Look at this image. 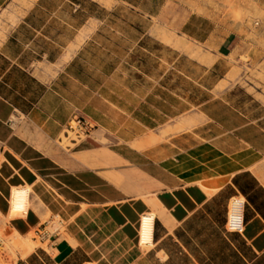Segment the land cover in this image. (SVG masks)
Instances as JSON below:
<instances>
[{
	"label": "crops",
	"instance_id": "crops-1",
	"mask_svg": "<svg viewBox=\"0 0 264 264\" xmlns=\"http://www.w3.org/2000/svg\"><path fill=\"white\" fill-rule=\"evenodd\" d=\"M14 1L0 0V12ZM111 1L108 7L99 0H34L12 18L14 24L0 29L5 35L16 26L0 42V216L21 237L45 232L41 242L47 244L21 262L30 264L35 257L34 264H264V179L254 171L264 161V144L242 133L252 126L256 137H263V118L226 132L244 144L232 150L212 140L190 144L184 135L198 125V117L168 126L166 135L180 132L171 135L168 144L155 145L159 141L153 144L152 137H158L148 136L124 142L118 150L109 146L108 164L98 161L95 167L83 159L102 149L96 144L102 139L110 142L104 127L95 128L92 145L76 153L82 161L56 145L80 111L61 78L65 74L86 86L70 68L99 36L116 6L149 18L164 19L170 13V0ZM239 1L264 36V0ZM185 2L177 0L171 12L184 13ZM212 17L193 12L181 33L208 45L216 56H229L250 28L226 32L230 18ZM198 19L210 20L206 34L196 27ZM179 45L185 49L184 43ZM37 64L48 70H36ZM173 148L177 152L170 156ZM211 182L220 186L210 193L202 184ZM248 183L251 188L244 195L241 188ZM16 193L24 194L25 209L12 217ZM233 198L244 202L239 230L227 225ZM48 213L62 219L67 238L42 227ZM145 214L151 223L148 246L139 242Z\"/></svg>",
	"mask_w": 264,
	"mask_h": 264
},
{
	"label": "rangeland",
	"instance_id": "rangeland-1",
	"mask_svg": "<svg viewBox=\"0 0 264 264\" xmlns=\"http://www.w3.org/2000/svg\"><path fill=\"white\" fill-rule=\"evenodd\" d=\"M33 1L15 0L2 10L0 18L5 20H0V29L14 24L16 18L14 22L12 18L22 14L23 8H29ZM99 1L108 7L114 4L111 0ZM185 1L181 6L185 12L180 14L171 12L176 11L177 0H170V13L164 19L160 15L140 16L126 6H116L99 36L89 42L70 68L71 75L86 86L74 83L65 74L61 78L80 107L55 142L63 153L82 161L76 153L92 145L95 135L92 139L90 135L99 126L107 130L102 129L110 142L102 139L96 143L102 149L90 153L88 160L83 159L89 167L97 166L98 161L108 164L107 148L118 150L133 139L155 136L160 138L155 145L168 144L171 135L180 132L161 136L163 131L188 117L200 118L198 125L184 135L190 144L212 140L229 150L244 144L227 131L258 117L263 118L264 128V36L255 26L257 20L242 10L239 0ZM193 12L230 18L226 32H241L246 27L250 31L229 56H216L208 45L198 44L181 33V25ZM210 25V20L196 22L202 34L208 32ZM15 27L5 35L0 30V42ZM179 42L185 44V49ZM218 60L217 67L211 68ZM45 69L48 70L45 64H37L36 70ZM67 107L65 112L70 111ZM251 127L242 133L264 144V136L259 133L257 138L256 128ZM120 142V146L112 145ZM176 152L173 148L169 155ZM254 171L264 179V161ZM20 215L11 212L12 217ZM42 227L50 234H60V239L67 238L66 225L58 216L48 213ZM38 233L36 230L20 238L0 216V264H19L37 248H47L41 242L45 232Z\"/></svg>",
	"mask_w": 264,
	"mask_h": 264
},
{
	"label": "bare ground",
	"instance_id": "bare-ground-1",
	"mask_svg": "<svg viewBox=\"0 0 264 264\" xmlns=\"http://www.w3.org/2000/svg\"><path fill=\"white\" fill-rule=\"evenodd\" d=\"M164 134H166V132H163V134H161V136ZM159 140H160V138H154L153 139V137H152L153 144ZM202 186L206 191L211 193V192L215 191L220 186V183H215V182L203 183ZM15 200H16V204H15V206L12 205L11 208H12L13 212L15 213V215H18L19 213L24 212V209H25V204L21 207L22 202L24 200V194L18 193V195H16V197H15ZM27 207H28V204H27ZM241 209H242V202L241 201L231 205V222L232 223L233 222L237 223L239 221ZM150 225H151V223H150L149 219L143 220V226H142V230L140 232L142 244H146V243L151 244V229H150L151 226ZM20 238H21V236H20ZM26 246L29 249V251H31L30 246L29 245H26Z\"/></svg>",
	"mask_w": 264,
	"mask_h": 264
},
{
	"label": "built area",
	"instance_id": "built-area-1",
	"mask_svg": "<svg viewBox=\"0 0 264 264\" xmlns=\"http://www.w3.org/2000/svg\"><path fill=\"white\" fill-rule=\"evenodd\" d=\"M83 129V128H81ZM242 202V209H241V214H240V219L237 223H232L231 222V205L234 204V203H238V202ZM243 210H244V202L241 200V199H236V198H233L230 203H229V206H228V219H227V225L230 229L232 230H239L241 227H242V224H243ZM149 214H145L141 217V220H140V226H139V242L142 244L141 242V235H140V231H141V228H142V225H143V219H144V216H147ZM154 227H155V220L153 222V234H154ZM152 239H153V236H152ZM152 243V241H151ZM143 246H148L150 245V243H146V244H142ZM85 264H94L92 262H88V263H85Z\"/></svg>",
	"mask_w": 264,
	"mask_h": 264
},
{
	"label": "trees",
	"instance_id": "trees-1",
	"mask_svg": "<svg viewBox=\"0 0 264 264\" xmlns=\"http://www.w3.org/2000/svg\"><path fill=\"white\" fill-rule=\"evenodd\" d=\"M142 44H144V43H142ZM250 188H251V184L248 183V185L246 186V188H244V187L241 188V191H242V193H243L244 195H248V189H250ZM34 261H36V259H35V257H32V258L29 260V263H30V264H34ZM19 264H25V263H23V262H19Z\"/></svg>",
	"mask_w": 264,
	"mask_h": 264
}]
</instances>
